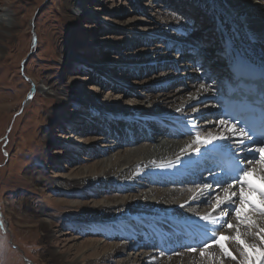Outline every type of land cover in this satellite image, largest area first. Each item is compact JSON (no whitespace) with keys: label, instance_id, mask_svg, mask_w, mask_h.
<instances>
[{"label":"rangeland","instance_id":"obj_1","mask_svg":"<svg viewBox=\"0 0 264 264\" xmlns=\"http://www.w3.org/2000/svg\"><path fill=\"white\" fill-rule=\"evenodd\" d=\"M163 1L72 0L73 6L70 5L69 11L77 13L75 24L63 18L68 0H0V7L12 8L18 24L16 31L8 38H0V223L3 225L0 227V264H28L26 259L34 264H64L66 259L70 263L80 250V245L86 246L94 240L101 244L120 242V225L114 221L91 220L85 215L95 201L120 195L117 187L96 183L94 186L83 185L62 191L56 183V176L62 178L80 164L86 166L93 160L89 159L91 154L98 156L100 148L95 147V142L100 136L107 137L109 131L116 129L115 126H109L100 114V108L91 105L84 96L80 98L74 94V97L63 95L56 98L39 88L54 80L60 86L75 88L79 93L91 90L99 96L97 101L102 105L105 99L100 93L105 90V94L113 98L121 96L124 93L121 86L123 80L126 81L124 86H133L139 93L151 83L161 82L166 75L170 82L179 78L175 87H183V81L187 87L183 88L181 100H165L160 105L170 107L175 102H187L193 94H200L199 88L189 87L192 86L193 77L189 60L181 59L175 64L172 59L169 61V58H173L169 55V58H161L162 65L157 63V72L150 67L143 71L134 68L120 72L118 69L121 65H128L124 63L144 58L116 60L112 48L104 44L110 37L133 36L132 48L122 47L125 54H136L145 48L161 49L162 43L168 45L173 24L182 14L165 7ZM233 1L236 5L241 3V0ZM117 12L122 14L117 15ZM201 13L203 17L206 13L210 20L205 22L203 28L209 31L216 28L218 22L210 11L203 8ZM125 19L129 23L124 21L127 25L123 26L125 23L121 21ZM124 27L128 30L124 34L112 32L115 28ZM223 27L215 32L220 30L222 33ZM174 32L178 31L174 29ZM211 34L210 40L213 42L216 36ZM71 38L78 45L75 50L69 47V53L82 63L65 62L60 57V51L68 46ZM141 40H145L144 43ZM146 41L149 43L145 44ZM255 44V48L264 55V43ZM91 55H99L101 59L95 60ZM202 59L208 58L204 56ZM221 59L218 61L220 64L224 63ZM167 62L170 63L168 67L163 65ZM103 65L111 67H107L108 70L101 76L94 67ZM133 73L135 76L132 78ZM176 75L181 76L177 78ZM217 79L221 77L217 76ZM219 80L213 79L211 82L218 86ZM110 81H117L120 87L111 91L106 87L108 85L102 84ZM34 89L36 94L30 100ZM124 98L130 106L140 101L137 94ZM193 106L201 108L199 104ZM201 115L202 119H197V122L200 121L198 126L218 129L213 123L206 125V115ZM145 128L148 132V125ZM157 133L154 130L150 132L154 138ZM93 140L96 141L92 144ZM154 143L157 142L154 140ZM87 147L92 149L88 151ZM202 171L193 172L197 179L203 174ZM43 220L50 221L49 228L42 224ZM87 248L83 249L86 252L80 251L84 253L83 259H92L91 264H113L97 256L91 246ZM136 256V252H133L132 257ZM120 258L115 255L112 260Z\"/></svg>","mask_w":264,"mask_h":264},{"label":"bare ground","instance_id":"obj_2","mask_svg":"<svg viewBox=\"0 0 264 264\" xmlns=\"http://www.w3.org/2000/svg\"><path fill=\"white\" fill-rule=\"evenodd\" d=\"M71 1L72 0H68L65 4L63 18L66 21L76 24L78 19L76 16L77 13L74 14L69 11L70 5L73 6ZM171 1V3H174L179 9H182V13L185 16H187V13H191L193 16L195 15V18L198 16L196 19L201 20L203 25L205 22L210 21L209 18L206 17V13H204L205 17H203L201 13L203 8H205L210 11L215 21L218 22L215 30L224 26L222 29V39L225 46L221 44L222 48L219 47V42L217 40L218 35L214 38L215 43L214 41L211 42V40H208L212 35L211 31L208 32L207 30L205 33H202L198 28L197 30L191 29V35H189V37L191 36L194 38L193 33L197 32L196 34H199L201 38L200 41L199 39L191 40L193 44L195 43L192 50L195 51L194 49L198 50L204 47V52L207 50L210 51L207 52L209 55H201L208 58L203 63L204 65H209L211 62L212 67L209 71L214 69L216 73H221L222 77L225 75L228 76V80L224 85L216 86L213 84L209 80L210 78L206 77V70L202 67V69L197 68L195 70L196 75L192 77V84H190L192 86L189 87L199 88V85L204 83L206 86L210 87V91L205 93L199 90L200 94H193V97H199L200 99L188 100L187 102H180L179 104L175 103L181 100L183 88L187 87L185 84H183V87H175V84L179 82L178 77L181 75H176L178 79L173 82L166 79V75H164L161 82H153L139 93L133 86H124L126 81L123 80L121 83V86L124 87V93L121 95L122 97L118 95L116 98H113L105 94L104 90L100 93V96H103V99H105L102 105L97 101L98 95L94 94L91 90L79 93L75 88L71 86H60L54 80L48 81L44 86H40L39 88L47 95H52L56 98L63 95L72 97L74 94V96L80 98L84 96L83 98L90 100L91 105L100 108V114L108 125H111V127L115 126L116 128L114 131H109L107 137L105 135V137L100 136L98 142H95L96 140L91 142L92 144L95 142V147L100 149L98 151V156L93 154H91L92 157L89 156V159H93L90 163H87L86 166H80V164L79 167L74 168V170L70 171L69 174L62 178L56 176V183L62 191L70 190L74 187H81L83 185L94 186L96 183H102L108 187H117L118 194L120 195L109 197L110 199L106 197V200L95 201L94 205H91L92 208L90 211H86L85 215L91 220L101 219L105 221H114L116 224L120 225L119 227L122 228L119 231L120 238L118 239H120V242L101 244L94 240L93 242L87 243L86 246L80 245V250L82 251H84L83 249L87 250V247L91 246L96 250L97 256L99 255L103 259H107V261L110 260L113 264H207V260L201 259L198 252L196 254L187 252L185 245L192 243L194 240L206 238L205 232L208 226H206L199 217L212 212V207L198 202H191L184 208L179 207V205L190 201L193 192L189 191V189L194 188V184L200 181L193 173L197 170H190L187 163L180 164L176 168H159L154 166L152 161H156L157 164L162 162L167 163L169 160L175 161L176 156L180 153V149L193 138L189 134L190 126L191 123H196L198 126L200 121L197 122V119H202L201 114L206 115L205 119L208 121L206 125H212V123H209V121H212L216 122L213 123V125L218 128L217 130H209L206 129V127L198 126L203 130L202 134L206 131L218 134L221 129L218 126L220 117L217 99L223 97V88H225L228 83L232 82V74H238L247 67L250 62L264 61L263 53L261 54V52L255 48V42H258V44L264 43V0H241L240 5L234 4L233 0ZM12 11L10 7H0V38H8L11 33L16 31L18 24L16 16ZM121 14L122 13L117 12V15ZM126 20L127 19L122 20L121 22ZM175 24L174 29L178 31L181 27V23L176 22ZM124 25H127V23L123 24V26ZM190 26H193V24L189 25L188 23L186 28ZM198 27L201 28V24ZM127 31L128 30L124 27L123 29L115 28L112 32L124 34ZM174 33L175 34L171 32V34H173L172 37H177V33ZM72 35L75 36L74 33H72ZM133 39V36H117L115 38H108L105 41L106 43H104L112 48L114 53L113 57L116 60L122 61V59L136 57L144 58V60L141 61L135 60L124 63L128 65H121L118 69L120 72H126L134 68L143 71L147 67L155 71L157 70L155 69L157 63L160 64V60L164 56L166 58H169V55L170 57L172 56L173 58L169 59H172L175 64L181 62V59H185L189 56L174 54L177 51L175 48L176 42H172L171 47L162 43L161 49L143 48L144 50L136 54L123 53V46H127V49L132 48ZM194 40H196V42H194ZM144 41L145 40H141L140 42L144 43ZM148 43L149 41L145 42V44ZM67 44L68 46L60 51L61 59L65 62L78 61L82 63L80 59L69 53L70 48L73 50L78 45L75 40L71 38ZM224 50L226 51L223 56ZM217 52H219L218 56ZM92 58L100 60L101 56L95 55L92 56ZM215 59L225 61V63L220 65L226 69L223 70L222 68H216L215 65H212ZM143 62L145 63L144 65H142ZM192 63H189V66L192 65ZM160 65H162V63ZM163 65L168 67L170 63L167 62ZM100 67L94 68L98 70L99 75H103V72L108 70L107 67L111 66L103 65L101 68ZM133 74L132 78L135 76V74ZM97 82H99V80H97ZM116 82L117 81H110V83L105 82L102 84L105 86L108 85L106 87L111 90L120 87V84ZM35 94L36 90L34 89L29 99L31 96L33 98ZM132 94L140 96V101L134 106H130L124 98L125 96L130 97ZM170 99L176 101L170 107H167V104L164 106L160 105L165 103V100L167 101ZM206 100L212 101L207 103L203 102ZM195 104L201 106V108L196 107L199 111H192V106ZM181 106L185 108L183 113L176 111V108ZM202 108L204 110L201 111L200 109ZM119 124L121 125L118 126ZM148 124H151L150 130L156 129L159 132L158 136L154 139H152V136L149 135L144 128ZM101 131L99 134L102 135L103 132ZM154 140L157 142L156 144H153ZM225 143H227L229 147L224 150V152L230 151L239 157L244 155V152L239 150L244 146L238 147L231 141ZM248 146L251 148L257 147L253 144H249ZM91 149L92 148L87 147L88 151ZM86 159L87 158H84V160ZM193 159H196V157H193ZM213 173H221V171L214 170ZM206 180H211V177ZM255 182L257 184L260 183L258 180ZM122 194H125V196L123 197ZM253 199L259 202L258 197L254 196ZM231 222L236 223L234 217ZM42 224L45 225L46 228H49L50 221L43 220ZM241 230L243 231V229ZM187 231L188 233H186ZM223 234L232 235L234 233H232L231 230H224ZM248 239L250 241L252 240L251 237ZM145 243H148V246H145ZM228 246L235 255H239L235 244H229ZM80 250H77L76 257L71 258L70 263H68V259L63 263L91 264L90 261H92V259H83L84 253ZM211 251L215 252L219 257V249L214 248ZM133 252H136V257H132ZM161 252H163V255H161ZM176 253L180 254L177 255ZM115 255L121 256L122 259L112 260ZM67 256L70 257V254H67ZM95 261H97V259ZM224 264H235V262L225 258Z\"/></svg>","mask_w":264,"mask_h":264},{"label":"snow or ice","instance_id":"obj_3","mask_svg":"<svg viewBox=\"0 0 264 264\" xmlns=\"http://www.w3.org/2000/svg\"><path fill=\"white\" fill-rule=\"evenodd\" d=\"M198 90L207 93L210 87L201 83ZM198 99L200 98L189 97V100ZM184 110V106L176 108L177 112L183 113ZM192 111L199 109L193 106ZM238 124L239 120L221 118L218 120L221 129L218 134L211 131L202 134L203 130L196 123H191L189 134L193 138L180 149L175 161L159 164L152 161L159 168H176L187 163L190 170L199 171L203 168L211 177V180H205L201 173L199 183L189 189L193 192L190 201L179 205L184 208L191 202H198L212 207V212L199 217L208 226L206 238L185 245L187 252H198L201 259L207 260V264H224L225 258L235 264H264V139H254L253 133L244 127H238ZM227 141L238 147L244 146V155L238 157L223 175L214 174L209 165L228 149L229 146L225 143ZM249 144L259 146L251 148ZM257 180L259 184L255 182ZM254 196L259 198V202L253 199ZM233 217L236 223L231 222ZM2 226L0 223V227ZM224 230H231L234 234L225 235ZM249 237L252 238L251 241ZM229 244L236 245L238 256L233 253ZM214 248L219 249V257L211 251Z\"/></svg>","mask_w":264,"mask_h":264},{"label":"water","instance_id":"obj_4","mask_svg":"<svg viewBox=\"0 0 264 264\" xmlns=\"http://www.w3.org/2000/svg\"><path fill=\"white\" fill-rule=\"evenodd\" d=\"M26 261H27L29 264H33V262L30 261L29 259H26Z\"/></svg>","mask_w":264,"mask_h":264}]
</instances>
